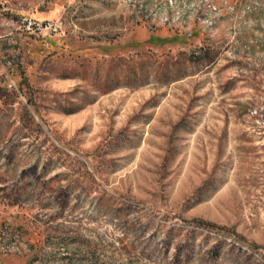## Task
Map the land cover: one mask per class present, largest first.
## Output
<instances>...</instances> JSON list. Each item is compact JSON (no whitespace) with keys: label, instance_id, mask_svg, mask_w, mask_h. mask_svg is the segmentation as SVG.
Returning <instances> with one entry per match:
<instances>
[{"label":"rangeland","instance_id":"374dc122","mask_svg":"<svg viewBox=\"0 0 264 264\" xmlns=\"http://www.w3.org/2000/svg\"><path fill=\"white\" fill-rule=\"evenodd\" d=\"M0 264H264V0H0Z\"/></svg>","mask_w":264,"mask_h":264},{"label":"built area","instance_id":"2783aa9c","mask_svg":"<svg viewBox=\"0 0 264 264\" xmlns=\"http://www.w3.org/2000/svg\"><path fill=\"white\" fill-rule=\"evenodd\" d=\"M22 24L24 28H26L27 30H33V29L43 30V22H39L30 17H24L22 19Z\"/></svg>","mask_w":264,"mask_h":264},{"label":"crops","instance_id":"0c3cea01","mask_svg":"<svg viewBox=\"0 0 264 264\" xmlns=\"http://www.w3.org/2000/svg\"><path fill=\"white\" fill-rule=\"evenodd\" d=\"M41 17H43V16H41Z\"/></svg>","mask_w":264,"mask_h":264}]
</instances>
